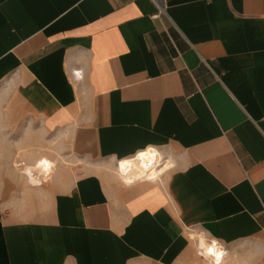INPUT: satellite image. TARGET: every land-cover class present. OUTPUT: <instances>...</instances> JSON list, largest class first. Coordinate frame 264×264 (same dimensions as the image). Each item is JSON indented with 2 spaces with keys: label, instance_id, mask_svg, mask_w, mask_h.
I'll return each mask as SVG.
<instances>
[{
  "label": "crops",
  "instance_id": "crops-1",
  "mask_svg": "<svg viewBox=\"0 0 264 264\" xmlns=\"http://www.w3.org/2000/svg\"><path fill=\"white\" fill-rule=\"evenodd\" d=\"M161 1L0 0V264H264V0Z\"/></svg>",
  "mask_w": 264,
  "mask_h": 264
},
{
  "label": "rangeland",
  "instance_id": "rangeland-1",
  "mask_svg": "<svg viewBox=\"0 0 264 264\" xmlns=\"http://www.w3.org/2000/svg\"><path fill=\"white\" fill-rule=\"evenodd\" d=\"M21 155L22 154L19 155V158H21ZM48 160L50 162H52V163L51 164H47V166L41 165V163H40L41 161H48ZM41 161H39L38 163L32 164V165H25L24 173L27 174V176L29 177V179L31 181H33V180H42L43 178H47L48 176H51L55 172V169L57 167L56 161L51 160L49 158H45V159H43ZM19 162L20 161H17L15 163V168L17 169V173L22 174V169L16 167ZM53 162H54L55 165L53 164ZM197 253H198V249H197Z\"/></svg>",
  "mask_w": 264,
  "mask_h": 264
},
{
  "label": "built area",
  "instance_id": "built-area-1",
  "mask_svg": "<svg viewBox=\"0 0 264 264\" xmlns=\"http://www.w3.org/2000/svg\"><path fill=\"white\" fill-rule=\"evenodd\" d=\"M153 2H154L155 5L157 6V11H158V13H157L156 17H160V16L164 13V7H163V5H162V1H161V0H153ZM74 74H75V78H76V79H78V78L80 79V78L82 77V76H81V75H82V74H81V71H76ZM138 155H139V154H138ZM138 155H137V156H138ZM137 156H136L134 159H136ZM119 163H120V162H119ZM16 167H17V168H21V169H22V174L25 175V176H27V174L24 173L25 164L19 162V163L17 164ZM137 182H147V179L144 178V177H142V179H138V180H136V182H132V183H130V184H128V185H132V184H135V183H137ZM44 183H46L45 179H44L42 185H43Z\"/></svg>",
  "mask_w": 264,
  "mask_h": 264
},
{
  "label": "bare ground",
  "instance_id": "bare-ground-1",
  "mask_svg": "<svg viewBox=\"0 0 264 264\" xmlns=\"http://www.w3.org/2000/svg\"><path fill=\"white\" fill-rule=\"evenodd\" d=\"M140 155V154H139ZM138 155V156H139ZM120 162V161H119ZM118 162V164H119V171H120V173H121V175H125L129 170V167L128 166H122V163L123 162H121V163H119ZM144 178H148V176L147 177H144ZM156 178V177H155ZM138 179H142L141 177H139ZM138 179H136V180H138ZM136 180L134 181V182H136ZM130 183H132V182H130ZM129 182H127L126 184L128 185V184H130Z\"/></svg>",
  "mask_w": 264,
  "mask_h": 264
},
{
  "label": "snow or ice",
  "instance_id": "snow-or-ice-1",
  "mask_svg": "<svg viewBox=\"0 0 264 264\" xmlns=\"http://www.w3.org/2000/svg\"><path fill=\"white\" fill-rule=\"evenodd\" d=\"M41 163V165H44V166H47V161H41L40 162ZM214 244H215V242H213V247H210V248H208V254L209 255H213V256H216L217 255V253L215 252V250H214ZM201 246L203 247V242H201Z\"/></svg>",
  "mask_w": 264,
  "mask_h": 264
}]
</instances>
